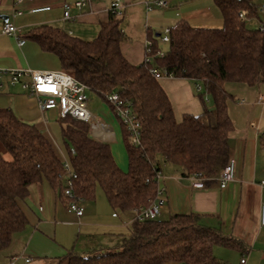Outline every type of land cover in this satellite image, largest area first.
<instances>
[{
	"label": "trees",
	"instance_id": "1",
	"mask_svg": "<svg viewBox=\"0 0 264 264\" xmlns=\"http://www.w3.org/2000/svg\"><path fill=\"white\" fill-rule=\"evenodd\" d=\"M224 24L221 28H198L179 21L169 34L164 57L154 64L176 78L200 83L204 111L199 116L176 119L171 100L151 64H131L121 44V18L111 15L98 36L86 41L52 25H39L24 34L44 52L56 55L62 69L72 71L113 109L106 96L118 93L134 106L141 121V144H130L123 133L128 166L117 164L111 145L91 135L90 125L66 117L59 119L68 160L77 177L74 193L83 200L96 198L98 187L114 210L132 213L148 206L157 196L153 181L161 163L181 168L186 176L203 173L217 177L230 157L229 114L235 101L229 83L249 87L264 85V32L248 28L246 19L258 17L254 0H213ZM153 53L162 51L159 37L151 39ZM74 150L73 154L71 150ZM64 163L53 144L36 126L18 118L11 109L0 108V248H8L15 233L26 225L21 203L33 184L48 182L64 187ZM220 246L245 251L243 242L206 225L195 214L134 222L128 236L111 249L87 253L70 251L58 264H223L214 254Z\"/></svg>",
	"mask_w": 264,
	"mask_h": 264
},
{
	"label": "crops",
	"instance_id": "2",
	"mask_svg": "<svg viewBox=\"0 0 264 264\" xmlns=\"http://www.w3.org/2000/svg\"><path fill=\"white\" fill-rule=\"evenodd\" d=\"M77 1L81 0H25L19 7L23 14L14 16V0H0V69L62 70L56 55L44 52L29 39L19 46L15 37L3 34V27L7 21L13 22L25 34L35 26L52 25L74 37L91 41L98 36L101 25L110 19L109 9L117 0H88L80 8L75 6ZM119 1L123 5L121 49L133 65L144 62L148 41L179 21H187L198 28H221L224 24L213 0H166V8L155 7L151 11L147 10L146 3L154 0ZM67 3L71 5L72 20L64 19ZM256 6L259 15L256 29H259L264 16L260 9L264 4ZM40 7L51 10L39 14L30 12ZM2 82L0 108L11 109L18 118L36 126L51 141L61 160L68 159L58 112L42 113L37 100L29 97L20 85H10L8 77ZM159 82L171 100L178 122L184 115L203 113L198 87L201 92L204 88L200 83L176 77L162 78ZM226 88L235 98L229 106L234 124L229 139L230 157L236 162L235 180L221 189L217 176L209 180L205 188H193L189 176L181 168L161 163L163 177L158 186L165 189L166 204L159 219L199 215L206 225L220 229L223 235L240 240L246 247L242 252L215 247L214 254L219 261L242 264L245 257V264H264V229L260 227V208L264 202V187L261 186L264 181V104L256 101V87L229 83ZM258 89L264 91V85ZM91 112L95 117V124L90 125L91 135L108 142L119 167L127 170L128 157L126 149L123 151L125 144L117 118L105 106ZM56 133L61 142L57 141ZM82 205L84 214L78 217L69 210L60 188L46 181L31 185L28 196L21 203L26 225L14 234L8 248H0V264H58L70 251L87 253L114 248L130 233L133 214L114 210L104 192L97 194L94 200H84Z\"/></svg>",
	"mask_w": 264,
	"mask_h": 264
},
{
	"label": "built area",
	"instance_id": "3",
	"mask_svg": "<svg viewBox=\"0 0 264 264\" xmlns=\"http://www.w3.org/2000/svg\"><path fill=\"white\" fill-rule=\"evenodd\" d=\"M88 0H81L75 3V6L80 8ZM25 2V0H14V16H21L23 12L19 7ZM147 10L151 11L155 7L166 8L168 2L166 0H154L147 2ZM70 4L64 5V19L72 20L70 15ZM50 7L34 8L30 12L32 14H39L42 12L50 11ZM111 15L120 18L123 15V5L119 0L112 3L109 9ZM260 13L264 15V7L260 9ZM240 19L246 21V17L243 13L239 15ZM259 30L264 32V21L259 22ZM171 29L167 28L160 35V41L162 43H168L169 34ZM3 34L13 36L18 41L19 46H23L26 43V38L22 30L17 27L13 22L7 21L3 27ZM152 42L148 41L146 44V55L144 62L151 64L150 72L157 79L166 77H173L165 69L158 67L154 64V57H164V51H157L153 53ZM8 77L10 85H20L23 90L27 92V95L31 98H35L38 102V107L42 113H46L52 110L58 112L59 119L66 117H72L78 121L88 123L89 125L95 124L94 114L88 108V92L89 88L80 83L75 74L72 71L62 69L60 71H35L32 69H16V70H4L0 69V84L3 85V78ZM256 101L259 104H264V91H260L256 87ZM200 91V87H198ZM110 103L115 117L121 122L125 128L128 139L131 145L139 146L141 144V121L136 113L133 104L127 98L121 97L118 93H112L106 96ZM253 127L254 124H251ZM74 154L75 151L72 149ZM65 170V182L63 187V194L68 200V208L74 212L78 217H82L84 214L83 199L74 193V179L77 177L70 162L66 159L64 162ZM163 177L161 170L156 172L153 179L158 185L159 180ZM191 180V186L193 188H205L207 182L211 180L203 173H195L189 176ZM236 178V162L233 158H230L217 177L219 187L221 189L226 188ZM261 186L264 187V181L261 182ZM166 204L165 189L159 187L157 189L156 198L146 207H140L134 210L131 223L156 220L161 217L162 211ZM260 227L264 229V202L260 208ZM246 259L243 257L241 263L245 264Z\"/></svg>",
	"mask_w": 264,
	"mask_h": 264
},
{
	"label": "rangeland",
	"instance_id": "4",
	"mask_svg": "<svg viewBox=\"0 0 264 264\" xmlns=\"http://www.w3.org/2000/svg\"><path fill=\"white\" fill-rule=\"evenodd\" d=\"M254 2H255V4H258V5H263L264 4V0H254ZM258 17H259V15H258ZM258 17L256 16L255 18L246 19V24H247L248 28H250V29H256L257 28L256 21L258 20ZM262 20L264 21V16H262ZM161 46L163 48L162 51H166L167 48H168L166 43H162ZM255 95H256V92H255ZM88 98H89V102H88L89 103V105H88L89 110L94 112L97 108L105 106L108 110L111 111L110 106L106 102H104L102 100V98L100 96H98L96 93L88 92ZM116 121L118 122V120H116ZM57 128H58V125H57ZM55 136L57 138V141H59V142L62 141V139H61V137L59 136L58 133H56ZM124 149H126V148L124 147L123 151H124ZM124 152H126V151H124ZM127 166H128V161H127ZM102 193L103 192H102L101 188L98 187L97 190H96V196H97V194L102 195Z\"/></svg>",
	"mask_w": 264,
	"mask_h": 264
}]
</instances>
